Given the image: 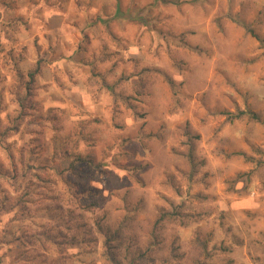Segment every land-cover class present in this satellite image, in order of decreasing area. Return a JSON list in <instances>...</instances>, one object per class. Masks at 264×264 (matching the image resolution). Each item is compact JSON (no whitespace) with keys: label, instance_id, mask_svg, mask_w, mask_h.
Wrapping results in <instances>:
<instances>
[{"label":"rangeland","instance_id":"rangeland-1","mask_svg":"<svg viewBox=\"0 0 264 264\" xmlns=\"http://www.w3.org/2000/svg\"><path fill=\"white\" fill-rule=\"evenodd\" d=\"M242 220L264 0H0V264H235Z\"/></svg>","mask_w":264,"mask_h":264},{"label":"crops","instance_id":"crops-1","mask_svg":"<svg viewBox=\"0 0 264 264\" xmlns=\"http://www.w3.org/2000/svg\"><path fill=\"white\" fill-rule=\"evenodd\" d=\"M219 203H221V201H219ZM227 204V203H226ZM243 218H247V210H243L241 213ZM208 215L207 214H202L201 216H206ZM190 226V224H187V227ZM237 232L240 233L241 235V240L239 241L238 244L236 245H233L236 250H234V254L232 253H229V256L231 257L232 260L235 261V264H264V244H251V241L250 240V234H254V228L253 227H248L247 225H245L244 223V220H242L238 226V230ZM259 234V231H257V235ZM249 237V238H248ZM227 243H230V242H227ZM212 246H213V243L209 241V243H207V249L208 250H211L212 249ZM256 249H260L261 253V258L260 259H257V258H251V255L252 254L251 252L253 250H256ZM242 252L243 251V254H245V256L243 255L242 257H239L237 255L238 252ZM250 253V254H248ZM231 254V255H230ZM250 255V256H249Z\"/></svg>","mask_w":264,"mask_h":264},{"label":"trees","instance_id":"trees-1","mask_svg":"<svg viewBox=\"0 0 264 264\" xmlns=\"http://www.w3.org/2000/svg\"><path fill=\"white\" fill-rule=\"evenodd\" d=\"M252 117L254 118V119H258V117L255 115V114H252ZM66 153V151H64L63 152V154H65ZM66 155V154H65ZM76 161H79V162H87V160H85L84 158H82L81 156H77V158H76ZM89 162H91V161H89Z\"/></svg>","mask_w":264,"mask_h":264}]
</instances>
